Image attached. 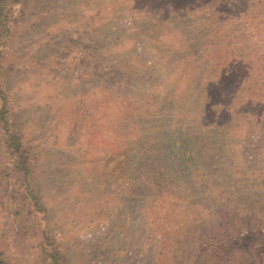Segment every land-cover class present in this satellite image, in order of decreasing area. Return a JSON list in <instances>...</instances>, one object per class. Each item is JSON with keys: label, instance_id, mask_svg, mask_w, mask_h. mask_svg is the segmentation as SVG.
I'll use <instances>...</instances> for the list:
<instances>
[{"label": "rangeland", "instance_id": "374dc122", "mask_svg": "<svg viewBox=\"0 0 264 264\" xmlns=\"http://www.w3.org/2000/svg\"><path fill=\"white\" fill-rule=\"evenodd\" d=\"M6 3L0 264H264V0Z\"/></svg>", "mask_w": 264, "mask_h": 264}, {"label": "trees", "instance_id": "16d2710c", "mask_svg": "<svg viewBox=\"0 0 264 264\" xmlns=\"http://www.w3.org/2000/svg\"><path fill=\"white\" fill-rule=\"evenodd\" d=\"M9 14H10V11H9V8L7 7L6 0H0V44H1L2 38H4V36L7 35L9 31L7 27V19H8ZM7 110L8 108L6 104L5 94L3 92H0V123L3 125L2 130L4 131V135L2 136V139H3L4 144H6L7 148L10 149L11 147H13L12 145L16 143L17 137L9 133V125H8V118H7L8 111ZM17 150L18 148L16 146L14 151H11V152L18 154L17 165L21 166V170H25L24 164L26 163V159ZM34 206L36 205H33V207ZM42 252L44 253L43 255H44L45 263L47 262L46 264H61V259L54 249H47L43 247Z\"/></svg>", "mask_w": 264, "mask_h": 264}]
</instances>
